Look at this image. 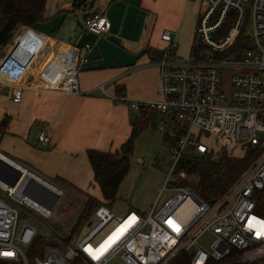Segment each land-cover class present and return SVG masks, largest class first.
Segmentation results:
<instances>
[{"label": "built area", "instance_id": "built-area-1", "mask_svg": "<svg viewBox=\"0 0 264 264\" xmlns=\"http://www.w3.org/2000/svg\"><path fill=\"white\" fill-rule=\"evenodd\" d=\"M86 15L83 24L88 31H108L104 13ZM241 36L244 48L239 50ZM162 39L167 46L155 62L161 74L160 98L110 96L134 111H154L159 118L156 129L170 141L171 172L151 209H130L119 215L111 204L102 202L81 228L80 232L85 226L88 230L78 243L73 244L74 235L69 242L64 240L71 236L74 220L59 244L30 256L38 233L26 209L59 223L64 214L56 216V205L65 193L0 150V160L20 172L13 185V175L0 177V264H75L79 259L80 264H171L181 254L188 255L189 264H264V0H201L193 52L186 58L177 55V41L170 31H164ZM232 48L229 56L222 55ZM90 49V45L82 47L79 64L88 60ZM18 54L15 48L9 57L14 60ZM0 86L13 101H21V83ZM99 89L109 96L104 85ZM64 92H81L78 71L71 74ZM205 137L217 146L208 145ZM38 141L50 142L48 128L39 133ZM237 148L252 151L254 159L212 202L187 187L183 183L187 176L176 172L185 157L206 158L221 149ZM136 161L145 164L141 157ZM170 175L174 180H168ZM32 179H42L54 189L53 205L51 196L42 203L26 194ZM167 192L172 194L158 206ZM187 201L192 209L183 211ZM22 214L27 218L22 219ZM208 237L212 239L205 245Z\"/></svg>", "mask_w": 264, "mask_h": 264}, {"label": "crops", "instance_id": "crops-1", "mask_svg": "<svg viewBox=\"0 0 264 264\" xmlns=\"http://www.w3.org/2000/svg\"><path fill=\"white\" fill-rule=\"evenodd\" d=\"M200 7L201 0H46L44 19L18 28L0 57V84L24 87L15 102L0 86V150L50 183L59 179L92 194L97 185L88 151L120 149L140 115L110 96L120 90L128 99L160 98V70L146 51H162L167 30L177 55L188 57ZM91 11L109 20L105 34L84 27ZM85 45L91 46L88 60L79 64ZM15 48L19 54L11 60ZM75 71L81 92L65 93ZM44 128L48 144L38 141Z\"/></svg>", "mask_w": 264, "mask_h": 264}, {"label": "trees", "instance_id": "trees-1", "mask_svg": "<svg viewBox=\"0 0 264 264\" xmlns=\"http://www.w3.org/2000/svg\"><path fill=\"white\" fill-rule=\"evenodd\" d=\"M81 5L80 1H75L76 8ZM45 6L46 0H0V57L4 54L6 45L11 43L18 28L21 26H33L44 19ZM243 39L244 36H241L236 44L239 50L244 48ZM235 48L222 55L229 56V53L233 52ZM146 52L151 55L153 62L159 60L162 56V51L160 50L153 51V54H151V49ZM121 93L120 90L117 92L118 95H122ZM139 114L138 119L133 123L130 137L121 145L120 149L113 152L95 149L88 151V158L93 168L94 181L101 192L102 199H96L91 195L88 197L84 203L83 211L72 229L71 236L65 240L66 243L71 240L73 235L80 232L84 224L91 219L95 208L99 204L102 202L112 204L117 199L120 185L130 171L134 139L145 127L152 125L156 128V113L154 111L143 109L139 111ZM165 143L167 146L170 143L166 136ZM253 159L254 153L250 150L239 158L229 156L226 152L215 160L212 158L185 157L179 163L176 172H183L185 176L191 174L195 177L193 188L196 193L203 200L212 202L220 197L240 177ZM58 181L66 184L62 180L58 179ZM26 218L27 216L22 214V219ZM50 244L58 243L38 235L28 253L30 256L42 254L45 247ZM75 264H80V259ZM171 264H189L188 255L181 254Z\"/></svg>", "mask_w": 264, "mask_h": 264}, {"label": "rangeland", "instance_id": "rangeland-1", "mask_svg": "<svg viewBox=\"0 0 264 264\" xmlns=\"http://www.w3.org/2000/svg\"><path fill=\"white\" fill-rule=\"evenodd\" d=\"M152 127V125L149 126L147 130L140 132L134 139L130 171L120 185L117 199L111 204L113 211L119 215H125L130 209L148 212L155 203L162 186L167 180L168 174L171 172L170 153L165 143V134L155 127ZM152 131H155V133L157 132V134H154ZM192 137H194V135H192ZM204 140L208 145L217 146L216 142L211 138L205 137ZM224 152L229 156L238 158L242 157L245 153L242 148L230 151L221 149L216 152L215 155L206 158L215 160ZM138 157L143 158L145 164L140 165L137 163L136 159ZM187 178L188 180L185 179L181 181H183L187 187L194 189L193 184L195 182V177L189 174ZM168 180H174V177L170 175ZM52 184L61 188L65 193V196L61 198L56 205V216L63 213V221L58 223L54 218L46 219L29 209H26V211L28 212V221L37 228L38 235L48 237L49 239L56 237L57 239H55V242L58 243L63 236L70 233L69 228L72 221H78L79 215L83 211L84 203L87 201L88 197L92 195L96 199L101 200V192L97 187H93L92 194H86L83 191H73L68 185L60 183L59 181ZM171 194L172 192L165 193L158 200V206H160ZM186 204L187 205L182 209L183 211L187 210V208L192 209V204L189 201H187ZM87 230L88 228L85 226L78 235L75 234L73 244L78 243ZM211 239L212 237L206 238L204 240L205 245H208Z\"/></svg>", "mask_w": 264, "mask_h": 264}, {"label": "water", "instance_id": "water-1", "mask_svg": "<svg viewBox=\"0 0 264 264\" xmlns=\"http://www.w3.org/2000/svg\"><path fill=\"white\" fill-rule=\"evenodd\" d=\"M11 174L13 175V180L11 181V184L13 185L17 179L20 177V172L16 171L14 168H12L9 164L5 163L4 161L0 160V177L4 178L6 175ZM42 179H32L30 181L29 186L26 189V194L34 199H36L39 202L45 203L44 197L46 195L52 197V203L53 205L56 200L57 196L54 195L53 191L46 187L44 185V181Z\"/></svg>", "mask_w": 264, "mask_h": 264}, {"label": "bare ground", "instance_id": "bare-ground-1", "mask_svg": "<svg viewBox=\"0 0 264 264\" xmlns=\"http://www.w3.org/2000/svg\"><path fill=\"white\" fill-rule=\"evenodd\" d=\"M48 186H49V185H48ZM49 187H50V186H49ZM50 189L54 191V189H53V188H51V187H50Z\"/></svg>", "mask_w": 264, "mask_h": 264}]
</instances>
